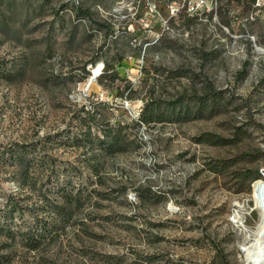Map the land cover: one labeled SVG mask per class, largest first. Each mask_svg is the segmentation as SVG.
I'll return each instance as SVG.
<instances>
[{
    "label": "rangeland",
    "instance_id": "obj_1",
    "mask_svg": "<svg viewBox=\"0 0 264 264\" xmlns=\"http://www.w3.org/2000/svg\"><path fill=\"white\" fill-rule=\"evenodd\" d=\"M178 1L0 0V152L31 144L20 156L33 157L35 179L20 186L23 162L0 159V206L8 192L23 205L57 196L55 184L87 194L37 249L15 236L6 264L257 262L264 6L220 0L187 13ZM104 59L113 70L98 81ZM152 97L179 114L138 122ZM109 123L122 126L119 149L83 143L86 125Z\"/></svg>",
    "mask_w": 264,
    "mask_h": 264
},
{
    "label": "trees",
    "instance_id": "obj_2",
    "mask_svg": "<svg viewBox=\"0 0 264 264\" xmlns=\"http://www.w3.org/2000/svg\"><path fill=\"white\" fill-rule=\"evenodd\" d=\"M82 13H86L85 8H79ZM97 23V21L93 20ZM103 70L97 76V80L101 79L102 73L108 72L112 65L108 63L105 59L103 60ZM113 70V69H111ZM106 71V72H105ZM210 92V90H209ZM160 100L158 98H149L144 101L140 111L138 112L137 121L138 122H150V121H160L165 119L168 113L175 114L177 111L176 107L178 104L173 102L169 108H161ZM175 105V106H174ZM88 111V109H86ZM174 112V113H172ZM179 114V113H176ZM177 116V115H176ZM94 127H98L100 133H97L91 129V126L86 125L83 129L82 134L84 142H88V146L91 147L94 144L98 150L103 152H112L119 149V139L120 134V124L114 125L113 123L98 125L93 124ZM80 140V139H79ZM73 141L77 144L78 138H74ZM29 147V148H28ZM32 150V145L25 143H10L0 152V159L3 161L5 158H15L19 162L22 161L23 165L20 171V186H27L29 188H35V179L28 173V170L32 163H34L33 157H22L21 152H29ZM14 153V154H13ZM6 155V157H5ZM97 151L90 152L88 158L92 160L90 164V170L93 175H96L101 167L100 161L97 159ZM4 158V159H3ZM42 162L41 160H38ZM94 162V163H93ZM53 173V179H55V170H51ZM259 174L256 172L252 174L251 179L258 177ZM261 177L257 178L259 180ZM50 178H47L49 182L46 190L51 189ZM255 180V181H256ZM57 190V196L46 197L44 194H39V201L35 200L31 205L21 204L20 200L24 199L26 196H20L17 193L8 192L2 200V205L0 206V212L2 221L0 222V231L4 230V234L7 236L8 241H0V264H6L12 260V252L9 251V246L15 236L26 246L28 249H37L45 240L51 239L52 235L58 230H63L64 225L70 223V219L76 215L82 208V204L87 196L86 193L81 192V187H77L74 191L71 187H66L63 184H55ZM145 190L147 192H145ZM140 196L148 195V189L138 188L136 191ZM29 206V207H27ZM26 208L29 209L31 214L30 219H25L21 217V211ZM18 214L19 219L14 218V212Z\"/></svg>",
    "mask_w": 264,
    "mask_h": 264
},
{
    "label": "bare ground",
    "instance_id": "obj_3",
    "mask_svg": "<svg viewBox=\"0 0 264 264\" xmlns=\"http://www.w3.org/2000/svg\"><path fill=\"white\" fill-rule=\"evenodd\" d=\"M252 194L260 209V216L257 221V262L264 264V178L256 180L253 184Z\"/></svg>",
    "mask_w": 264,
    "mask_h": 264
},
{
    "label": "built area",
    "instance_id": "obj_4",
    "mask_svg": "<svg viewBox=\"0 0 264 264\" xmlns=\"http://www.w3.org/2000/svg\"><path fill=\"white\" fill-rule=\"evenodd\" d=\"M220 0H179L177 7L187 13H193L198 10L214 12L219 6ZM251 5L256 7H263L264 0H250Z\"/></svg>",
    "mask_w": 264,
    "mask_h": 264
}]
</instances>
